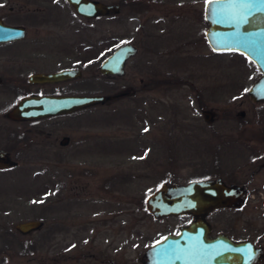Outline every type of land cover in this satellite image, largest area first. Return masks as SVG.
I'll list each match as a JSON object with an SVG mask.
<instances>
[{
	"label": "rangeland",
	"instance_id": "obj_1",
	"mask_svg": "<svg viewBox=\"0 0 264 264\" xmlns=\"http://www.w3.org/2000/svg\"><path fill=\"white\" fill-rule=\"evenodd\" d=\"M204 1L100 0L120 12L83 19L65 0H0L3 22L25 27L23 40L0 45V148L17 164L0 169V264H141L152 240L189 220L146 211L160 183L207 178L212 160L233 164L224 156L238 150L249 188L262 180L263 171L249 176L251 156L264 154V101L246 93L259 68L208 47ZM127 43L137 51L123 73L98 72ZM67 67L80 78L27 82L28 71ZM39 90L118 97L69 115L5 118L22 93ZM62 136L70 142L59 145ZM32 219L42 228L16 232Z\"/></svg>",
	"mask_w": 264,
	"mask_h": 264
},
{
	"label": "water",
	"instance_id": "obj_2",
	"mask_svg": "<svg viewBox=\"0 0 264 264\" xmlns=\"http://www.w3.org/2000/svg\"><path fill=\"white\" fill-rule=\"evenodd\" d=\"M69 3L74 13L84 19H96L112 13H119V4L103 3L100 0H65ZM248 0H205L203 4V18H205L206 29L204 37L210 49L219 51H238L251 63L259 68V76L256 81L248 86L247 95L259 103L264 101V3L260 0H252L253 7L246 8ZM216 10V15L212 11ZM248 11L253 15L247 17V23L239 24L242 16H246ZM24 26L6 25L0 18V43L20 40L24 35ZM136 48L132 43L121 44L108 53L99 63L98 72L103 76L113 74L120 76L125 66V61L136 54ZM80 70L59 69L56 72L29 74L27 79L31 84L57 83L67 81V79H78ZM1 83V79H0ZM117 98L115 94L105 96L100 95H26L19 98L17 102L6 111L5 118L11 121L37 120L48 116L68 114L72 111L90 107ZM204 121L212 119L214 113L211 109L203 110ZM59 145H66L69 141L67 137L60 138ZM8 151L0 148V169H7L16 166V162L10 157ZM244 195V191L236 185L225 186V184L215 179H200L199 181L189 180L187 183H160L156 190L149 192L144 200L146 211L154 219L159 217H169V215L180 216L193 215L188 225L180 226L177 233L170 232L163 235L156 243L150 244L143 253L145 262L143 264H255L259 260L260 249L253 247L249 241L232 242L225 239L224 251H214L208 245V227L202 217L211 210V207L234 205V200H239ZM16 232L28 234L33 230L42 228V222L37 219L23 220L14 224ZM218 241L219 239L216 238Z\"/></svg>",
	"mask_w": 264,
	"mask_h": 264
},
{
	"label": "flooded vegetation",
	"instance_id": "obj_3",
	"mask_svg": "<svg viewBox=\"0 0 264 264\" xmlns=\"http://www.w3.org/2000/svg\"><path fill=\"white\" fill-rule=\"evenodd\" d=\"M0 18H2V17H0ZM81 18H83V17H81ZM23 38L20 40H23ZM17 40L18 39L13 40V41H17ZM13 41L2 42V43H0V45H2L4 43H7V44L13 43ZM240 55H242V54H240ZM67 68H72V67H67ZM67 68H65V69H67ZM60 69H62V68H60ZM72 69L78 70L79 68H72ZM57 70H59V69H57ZM35 72L46 73V72H51V71H46V72L40 71V70L28 71L26 74V79H27L29 74L31 75V74H34ZM54 72H56V71H52L51 73H54ZM80 76H81V71H80ZM80 76L78 78H80ZM0 79H1V77H0ZM73 80H76V79H73ZM70 81H71V79H67V81H58L57 83H52V84L51 83L31 84L29 82V80L27 79V82L29 83L30 87L40 86L41 88L46 87L47 85H51V87H54V86H57V84H68V82H70ZM161 81L170 82L171 80L169 81L166 78H163V80H161ZM1 83H3L2 79H1ZM41 91L42 90H39L36 92L26 91L24 94L22 93V95L20 97L21 98L26 97V95H31V96L41 95L42 96V95H47V94H52V95L62 94L61 93L62 91H59V90L54 91V92L51 91V92H47V93H45V92L43 93ZM62 95H66V94H62ZM77 95H79V94H77ZM72 112H74V111H72ZM69 113H71V112H69ZM69 113L64 114V115H69ZM59 115H63V114H59ZM59 115H57V116H59ZM51 116H53V115H51ZM53 117H55V116H53ZM38 119H41V118H38ZM43 119H45V118H43ZM64 137H67V136H64ZM68 141H69V138H68ZM229 142L234 144L233 142H235V141L234 140L226 141V143H229ZM239 151L240 150H238V152L232 153L228 156H224L227 158L233 157L234 158L233 160L235 161V163L229 165L227 163L228 160H226L224 158L223 159L225 160V163L222 159L212 160V163L210 164L211 167L209 168V174H208L207 178L203 177V178H199V179H195V180L194 179H190V180L199 181L200 179H204V180L215 179V180H219V181L223 182L225 184V186H231L233 184V185H236V187H240V189H242L244 191V195L241 198V200H239L240 197H238L234 200V205L228 206L226 204H222V206H217V207L213 206V207H211V210H209L202 217L203 219H205L204 221L206 222V225L209 229L207 236H208V240H210V242H208V245L206 244V246L209 248V250H211L210 253H213L214 251H217V250L222 252V251L226 250L225 249V242H224L225 239H229L232 242L235 241V242H239V243L244 242V241H249V243L254 248L257 247L260 249L259 250L260 255L258 257L259 260H257L255 264H264V195H260L261 192L262 193L264 192V176L260 182L255 181L254 183H252L254 186H252V188H249L248 181L246 180L247 174H245V171H244V166H246V164H245V161H243V159L239 160L240 155H241V153H239ZM237 160L240 162L237 163ZM251 164L252 165L250 168V176H249L250 178H252V176L255 175L254 173H257V172L259 173L260 171L264 172V154H263V152L261 154L255 153L254 155H252L251 156ZM237 170H239L238 173H237ZM181 215L188 218L189 220L187 222L180 223V225L177 226L176 232L174 231L172 233H177L179 231L178 229L180 228V226H184V225L186 226L192 220H194V216L191 214L190 215L181 214ZM53 231L54 230L50 229L49 232L53 234ZM162 236H160V238ZM160 238H158L156 240H152L150 244H153L154 242L156 243L158 240H160ZM216 238L219 240L217 241ZM147 247H149V246H147ZM143 262H145L144 256H143V258H141V264H143Z\"/></svg>",
	"mask_w": 264,
	"mask_h": 264
},
{
	"label": "snow or ice",
	"instance_id": "obj_4",
	"mask_svg": "<svg viewBox=\"0 0 264 264\" xmlns=\"http://www.w3.org/2000/svg\"><path fill=\"white\" fill-rule=\"evenodd\" d=\"M261 3H264V0H260ZM245 7L246 8H249L251 9L253 7V3H252V0H248V2L245 4ZM212 14L215 16L216 15V10H213L212 11ZM253 15V12L252 11H248L246 16H242L239 21H235V19L233 20L234 23H237V28H239V24H243V23H247V17H250ZM247 91V89H246Z\"/></svg>",
	"mask_w": 264,
	"mask_h": 264
}]
</instances>
